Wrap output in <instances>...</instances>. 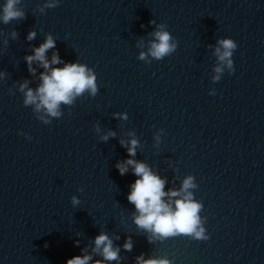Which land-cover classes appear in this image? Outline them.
Wrapping results in <instances>:
<instances>
[{
  "label": "water",
  "instance_id": "95a60500",
  "mask_svg": "<svg viewBox=\"0 0 264 264\" xmlns=\"http://www.w3.org/2000/svg\"><path fill=\"white\" fill-rule=\"evenodd\" d=\"M44 3L21 0L26 18L0 21V264H67L85 249L94 264L101 232L120 247L121 259L107 264H136L141 253L174 264H264V0H60L41 13ZM161 22L176 51L140 60ZM49 34L56 44L46 56L62 61L52 67L93 68L98 94L61 105L63 115L44 124L19 86L42 83L45 69L34 62L31 73L25 57ZM223 37L238 43L235 72L213 82ZM133 136V159L166 178V192L195 175L208 240L150 243L136 226L127 197L137 177L116 167Z\"/></svg>",
  "mask_w": 264,
  "mask_h": 264
},
{
  "label": "clouds",
  "instance_id": "9594fccd",
  "mask_svg": "<svg viewBox=\"0 0 264 264\" xmlns=\"http://www.w3.org/2000/svg\"><path fill=\"white\" fill-rule=\"evenodd\" d=\"M59 3L60 0H45L39 11L44 13L49 8L57 7ZM20 4L21 0H5L0 6V21L7 25L13 20L25 19L26 11L24 7L18 6ZM150 23L156 24V20L153 19ZM11 35L16 38L18 33L14 30ZM151 35L154 39L150 42L148 51L140 53L138 57L140 60H146L149 55L155 60H162L176 51L178 42L169 31L166 22L159 23ZM35 37V30L28 33L29 40ZM55 44V39L49 34L44 43L34 49L33 54L25 57L31 73H36V68L33 67L34 62H39L40 66L45 69L40 77L42 83L33 89L29 87V81L24 80L19 86V90L24 94V105H34L35 113H43L37 118L44 124H50L53 118H60L63 115L61 105H73L76 98L83 96L85 92H89L93 97L98 94L97 73L93 68H89L79 61L65 63L63 67H52V65H59L62 62L58 52L53 53L51 60L46 56L48 50L54 48ZM237 47V41L231 37H223L218 40L215 55L219 63L214 69L216 75L212 77L213 82L221 80L225 69L229 74L235 72L233 54ZM209 94L215 95L216 89H212ZM124 118H127L126 113ZM110 135L115 136V132L110 131L101 138L107 140ZM28 138L31 139L30 135ZM121 144L128 146V142L124 140H121ZM137 145L138 140L133 136L130 146H128L129 158L116 165L121 175L125 174L131 166L137 177L131 185V191L127 197L128 201L135 205L136 211L133 217L136 226L150 233L148 236L150 243L154 240L163 241L177 236H186L194 240H208L210 234L205 227L207 218L201 217L204 203L202 200L196 199L195 193L192 191L198 188L195 175H187L180 188H172L166 192V178H161L154 173L147 163L133 159L136 155ZM79 190L83 191L84 189L80 188ZM71 202L74 206L79 205L80 198L73 195ZM94 245L92 252L98 253L102 257L94 264L118 262L121 259L120 247L113 246V239L107 232L97 235ZM123 248L127 251L132 250L133 241L130 236L125 241ZM84 252L83 256L77 255L68 259L67 264H90L92 255L87 252V249ZM136 264H174V262L166 255L145 259V254L141 253L136 257Z\"/></svg>",
  "mask_w": 264,
  "mask_h": 264
}]
</instances>
